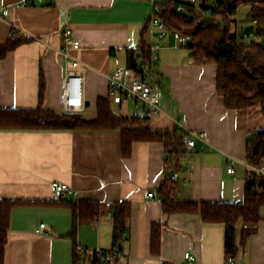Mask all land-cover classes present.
I'll list each match as a JSON object with an SVG mask.
<instances>
[{
    "label": "crops",
    "instance_id": "obj_1",
    "mask_svg": "<svg viewBox=\"0 0 264 264\" xmlns=\"http://www.w3.org/2000/svg\"><path fill=\"white\" fill-rule=\"evenodd\" d=\"M151 6V0H0V14L8 11L6 19L0 18V45L14 37L28 39L0 60V109L36 110L42 74V109L63 113L60 91L66 52L83 65L81 115L94 121L97 101L108 98V77L115 71L131 76L129 52L142 40L148 47L153 44ZM64 29L71 31L78 49L63 45ZM173 45L174 39L166 38L158 53L161 112L147 127L171 134L173 119L190 130L207 132L203 151L184 153L178 171H171L178 184L176 199L240 203L247 169L234 163V173H229L227 157L245 162L251 129L241 123L240 112L225 109L216 94V67L194 63L187 50L172 49ZM110 108L128 119L145 113L142 105L131 101L112 103ZM164 147L162 141L134 142L130 155L123 158L120 131H0V200L21 202L11 210L3 264H74V245L90 251L112 248L111 210L121 202L129 204L128 237L121 245V258L111 264H176L186 253L194 256V264H224L223 224H205L198 214L165 215L161 203L147 197L158 196ZM54 182L70 189L62 200L103 206L97 219L77 224L73 238L67 236L71 209L48 204L58 200ZM258 216L257 232L239 248L235 264H264V206ZM153 225L160 227L157 255L151 250ZM241 230L239 223L237 247ZM82 264H93L92 259Z\"/></svg>",
    "mask_w": 264,
    "mask_h": 264
},
{
    "label": "trees",
    "instance_id": "obj_2",
    "mask_svg": "<svg viewBox=\"0 0 264 264\" xmlns=\"http://www.w3.org/2000/svg\"><path fill=\"white\" fill-rule=\"evenodd\" d=\"M200 10L193 3L177 0H164L162 20L170 32L187 36L193 48L185 50L190 53L194 63L214 65L216 67V94L222 99L227 110L248 112L259 110L264 115V45L260 38L264 37V0H200ZM211 3L212 6L207 4ZM178 5L184 11H176ZM241 7L248 8V18L256 21L263 30L260 38L243 41L231 31L230 25L235 23L233 17ZM210 13L211 19H202L203 13ZM223 20V25L216 22ZM28 39L14 37L0 45V60L6 54ZM141 53L146 59L150 57L149 47L142 40L136 51L129 52L128 69L135 76L141 72L136 68L135 54ZM154 78L160 84V76L155 72ZM44 80L40 75L39 106L36 110L0 109V131H120L121 156L127 158L134 142H164L165 169L164 177L157 193L163 214H198L205 224H223L225 226V257L235 259L239 248H244L248 240L256 234L259 223L258 211L264 206V189L256 174L247 171L243 200L240 203H201L179 202L172 196L178 192V184L173 181L171 171H178V162L185 153L181 138L176 129L171 134H158L149 127L141 125V117L123 118L110 108L109 98L99 99L96 103L97 118L86 121L81 113L63 112L60 115L43 110ZM175 143V145L172 144ZM179 149V150H178ZM245 161L253 167L264 166V129L250 131L246 143ZM58 200L48 203L53 206L68 207L72 211V228L67 235L73 238L77 224L89 223L97 219L103 206L95 202L70 203L57 197ZM21 202L0 200V264L4 262L11 210ZM129 204L121 202L113 206L114 243L127 231L126 223ZM242 224L240 244L235 243L236 227ZM160 247V227L153 225L151 250L157 255ZM74 264H82V256L73 251ZM93 264H99L92 259Z\"/></svg>",
    "mask_w": 264,
    "mask_h": 264
},
{
    "label": "built area",
    "instance_id": "obj_3",
    "mask_svg": "<svg viewBox=\"0 0 264 264\" xmlns=\"http://www.w3.org/2000/svg\"><path fill=\"white\" fill-rule=\"evenodd\" d=\"M38 2H45L46 0H37ZM196 8L200 10V0H196L193 3ZM151 13L149 17V26L152 31L153 44L149 46L150 57L148 59L141 53L135 55L136 68L141 72L140 76H135L132 72L131 76H127L124 71H115L108 77V98L113 104L119 105L122 102L131 101L136 105H142L145 108V113L142 117V126L147 127V123L158 116L161 112L159 107V94L156 91L158 83L154 78L155 72L158 69L160 50L164 49V41L166 38L172 37L174 39V45L172 49H186L187 42L190 39L182 34L170 32L167 30L162 15L164 7L161 2L151 0ZM212 6L211 3L207 4ZM176 11H184L183 6L178 5ZM8 11L5 10L0 14L1 19H6ZM249 26L253 27L251 32H244L241 34L240 39L255 40L260 38L263 30L257 25L256 21H252ZM62 43L65 47L78 49L79 43L72 38L71 31L64 29L62 32ZM65 58V73L61 84L60 91V103L63 107L64 112L67 113H81L84 110V70L83 65L76 59L71 58L66 52L63 54ZM173 122V129H176L181 138V143L185 153L202 152L204 145L207 144V132L204 130L193 131L188 129L183 122ZM165 132L161 133L164 134ZM228 169L229 173H234V163H240L244 165L247 171H251L256 174L257 178L264 180V166L253 167L246 161L241 162L238 159L228 156ZM165 179L164 175L162 181ZM176 181V178H172ZM52 190L57 197L64 198L70 193V189L67 185L58 182L52 183ZM176 195L172 196L175 199ZM147 197L150 199H156L160 202V199L154 193H148ZM44 225H40L43 228ZM38 233V231H37ZM128 237L127 231H124L114 243L110 249H96L88 250L80 245H75V251L77 254L82 256L81 262L83 263L86 259H95L99 264H111L117 262L121 258V245L126 242ZM194 256L191 253H186L183 258V262L176 264H194ZM224 264H235V259L232 257H225Z\"/></svg>",
    "mask_w": 264,
    "mask_h": 264
},
{
    "label": "rangeland",
    "instance_id": "obj_4",
    "mask_svg": "<svg viewBox=\"0 0 264 264\" xmlns=\"http://www.w3.org/2000/svg\"><path fill=\"white\" fill-rule=\"evenodd\" d=\"M208 2H212L211 0H206ZM203 20H210L211 15L210 13H203L202 14ZM235 23L230 25L231 31L241 36L244 29L249 26L251 22L248 18V8L241 7L238 9L237 14L233 17ZM216 22L220 25H223V20L221 18H216ZM256 40V39H255ZM247 41V40H246ZM260 43L264 45V37L260 38ZM185 51L184 49H181ZM241 123L243 125L248 126V128L253 130L257 129H264V115H262L259 110H252L248 112H240Z\"/></svg>",
    "mask_w": 264,
    "mask_h": 264
},
{
    "label": "water",
    "instance_id": "obj_5",
    "mask_svg": "<svg viewBox=\"0 0 264 264\" xmlns=\"http://www.w3.org/2000/svg\"><path fill=\"white\" fill-rule=\"evenodd\" d=\"M253 30V27L252 26H247L245 29H244V32H251ZM187 48L188 49H192L193 48V43L192 41H188L187 42ZM85 106H87V103L85 104ZM259 184L260 186L264 189V180H260L259 181Z\"/></svg>",
    "mask_w": 264,
    "mask_h": 264
}]
</instances>
